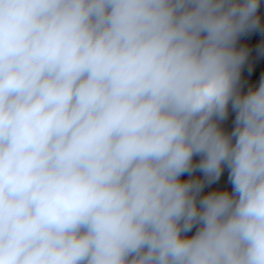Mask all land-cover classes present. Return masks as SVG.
Listing matches in <instances>:
<instances>
[{
    "label": "clouds",
    "instance_id": "obj_1",
    "mask_svg": "<svg viewBox=\"0 0 264 264\" xmlns=\"http://www.w3.org/2000/svg\"><path fill=\"white\" fill-rule=\"evenodd\" d=\"M260 8L0 0V264H264Z\"/></svg>",
    "mask_w": 264,
    "mask_h": 264
},
{
    "label": "crops",
    "instance_id": "obj_2",
    "mask_svg": "<svg viewBox=\"0 0 264 264\" xmlns=\"http://www.w3.org/2000/svg\"><path fill=\"white\" fill-rule=\"evenodd\" d=\"M264 1H261V8L259 10V15L261 17V26L259 29L254 30L252 32L246 33L240 37L238 40V47H245L249 50V59L247 61L246 67L242 73V85L243 90L247 91L249 87L258 86L259 80H251L248 79L246 76L257 66L260 62L264 60V31L262 30V27L264 26V7H263ZM234 120V113L230 111L228 119L224 122V127L226 130H231L232 127V121ZM184 179L187 178V176L182 177ZM228 186L227 180H226V173L225 176L222 177L221 181L218 182L217 185H213V188L216 187H223ZM211 189H205V191H208ZM195 229H193V232ZM191 235V233H189Z\"/></svg>",
    "mask_w": 264,
    "mask_h": 264
},
{
    "label": "trees",
    "instance_id": "obj_3",
    "mask_svg": "<svg viewBox=\"0 0 264 264\" xmlns=\"http://www.w3.org/2000/svg\"><path fill=\"white\" fill-rule=\"evenodd\" d=\"M263 7H264V3H263ZM262 30L264 31V26L262 27ZM262 76H264V60L260 62L257 66H255V68L246 77L251 80L260 81V78Z\"/></svg>",
    "mask_w": 264,
    "mask_h": 264
}]
</instances>
